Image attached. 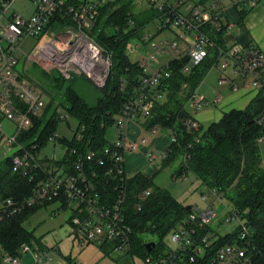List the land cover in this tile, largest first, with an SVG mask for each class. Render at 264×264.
<instances>
[{"label":"built area","instance_id":"obj_1","mask_svg":"<svg viewBox=\"0 0 264 264\" xmlns=\"http://www.w3.org/2000/svg\"><path fill=\"white\" fill-rule=\"evenodd\" d=\"M29 1L33 6L32 12L23 16L12 8L15 0H0V143L12 150L8 156L12 171L33 182L34 189L20 203L10 199L0 203V220L4 215L13 216L31 206L55 204L70 211L71 233L79 247L90 243L102 247L110 243L113 252L138 257L143 264H264V244L253 241L246 222L233 211L228 219H236L237 226L234 231L225 234L228 235L227 242L216 245L219 237L225 235L217 234L210 225L214 216L211 205L192 208L183 223L167 235L169 244L164 243V252L143 257L132 255L133 231L125 219L127 178L123 165L125 152L136 146L127 140L126 123L150 116L154 102L160 100L163 94V82L170 77L168 63L152 67L157 62V53L168 52L173 59L186 57L184 71L200 65L211 56L212 67L219 70V80L228 82L232 91L240 88L258 91L264 90V51L252 45L224 47L220 44L218 34L226 30V25L221 12L213 6L203 9L198 0H174V4L168 0H147L148 5L159 13L156 18L158 30L172 26L178 28L182 39L186 34L190 36L183 55L179 54L176 42H149L154 52L138 62L144 75L113 124L107 128L112 130L113 136L111 139L106 137L108 143L100 150H92L87 145L66 147L65 154L59 159H42L36 138L29 143L31 150L20 146L23 135L32 129L34 119L47 102V98L17 71L22 43L29 37L37 38L27 55L31 62L54 69L61 77H71L72 73L82 75L102 88L112 66V56L94 43L86 32L93 24L95 10L109 0H80L78 6L68 7L66 12L64 0ZM246 1L251 6L258 3V0ZM63 15L69 16L73 24L71 28L64 32L51 31V26L58 20L55 18L60 20ZM150 38V33L143 36L147 41ZM127 47L128 52H135L137 44ZM159 86H162L161 89ZM189 100L195 109L208 104L196 91ZM58 116L62 121L68 119L67 114ZM3 121L10 124L9 130H4ZM66 124L69 125L67 121ZM182 124L193 132L200 129L192 117L183 118ZM86 130L85 125L77 123L70 131L71 136L60 137L54 132L48 142L57 141L61 148L63 146L58 139L62 138L68 141L74 139L81 144ZM166 154V151L150 150L145 155L153 160L165 159ZM105 180L113 182L114 197L100 193V185ZM149 193L147 189L142 190L138 197L144 199ZM208 193L221 201V194L215 191ZM208 196L202 194V200H207ZM19 252V257L2 256L1 264H22L21 255L26 253L32 257L30 264H47L50 260L47 256L49 251L40 250L37 246L22 244Z\"/></svg>","mask_w":264,"mask_h":264},{"label":"trees","instance_id":"obj_2","mask_svg":"<svg viewBox=\"0 0 264 264\" xmlns=\"http://www.w3.org/2000/svg\"><path fill=\"white\" fill-rule=\"evenodd\" d=\"M67 1L72 2L70 4H74L75 7L80 2V0ZM200 3L205 4L204 0H200ZM132 6L131 0L107 1L95 10L96 21L86 32L90 39L105 48L112 56V66L107 81L100 90L101 95L96 103L87 104L71 85L61 91L59 76L60 80H56L59 85L53 84L54 92L49 94L44 107L43 116L47 113L48 118L44 122L43 117L34 119L32 129L24 134L22 139L36 137L37 150L44 147L51 134L56 132L58 123L62 121L57 113L58 109L62 108L65 114L76 119L78 124L85 125L87 130L81 144L74 139L68 141L64 138L58 139V142L68 148L87 145L92 150H100L108 143L106 129L113 124L115 117L130 99L140 77L144 75L139 63L130 61L125 52L126 44L136 34L139 36V32L148 21L147 19L142 21L141 16L133 12ZM146 11L153 19L159 16L156 8L151 6ZM63 20L65 19H61V22L65 23ZM211 61L212 57L208 56L200 65L190 69L188 76L184 75L182 70L187 64L186 57L169 62L170 77L163 82L164 88H162L168 101L165 103L155 101L150 116L141 119L174 129L175 141L170 143L163 165L171 163L176 155L181 154L183 158L180 164L181 173L179 176L176 174L175 177L191 173L200 187L208 192L215 191L228 199L231 210L237 213L249 227L253 241L263 245L264 120L259 123L257 120L261 114H264V93L258 95L259 98L245 110L232 109L224 113L206 130H202L200 126L199 131L193 132L182 124V119L188 115L182 111L181 103L177 99L182 91L181 86L185 82L187 88L191 89L190 92L193 91L203 76L201 68H209ZM195 138L198 139L197 142ZM29 145L26 143L27 149L31 150ZM112 186L111 180L102 181L100 193L106 197H114ZM126 186L125 219L133 231L130 253L143 257L147 254L164 252L165 237L183 223L193 207L173 198L166 189L156 186L150 179L140 175L133 180H127ZM33 189V182L28 181L22 174L12 171L9 157L0 161V203L7 199L20 203L31 195ZM145 189L150 193L144 199H140L138 194ZM47 205L49 204L31 206L13 216H2L0 259L5 255L19 257L22 244L37 246L40 250L50 252L33 232L23 226L33 213ZM143 234L156 237L149 250L145 244L151 241H146ZM227 236H220L216 245L227 242ZM107 244L111 250V244L105 245ZM65 264L71 262L66 260Z\"/></svg>","mask_w":264,"mask_h":264},{"label":"rangeland","instance_id":"obj_3","mask_svg":"<svg viewBox=\"0 0 264 264\" xmlns=\"http://www.w3.org/2000/svg\"><path fill=\"white\" fill-rule=\"evenodd\" d=\"M70 3L72 2H68L67 0H64V12H66V9L68 7L74 6V4H70ZM26 6L27 4L25 3L24 0H15V2L12 4V8L15 11L21 12L23 14H27V12H23V9ZM144 6L145 5H142L141 10L145 8ZM132 7L134 12L138 11L137 8H139L140 10V7L138 5ZM143 14L148 15L146 11ZM63 18L65 19L63 20L65 21V23L61 22V19ZM96 18L97 16L96 14H94V19L92 21L93 23L96 21ZM61 19L60 20L58 19L57 22L53 23V25L51 26L52 27L51 31L64 32L68 27L73 25L68 15H63ZM153 31L155 32V36L152 38L153 41L157 42L161 39L166 38L171 41L169 42L170 44H172V41L175 40L176 42H178L174 32L171 29L167 28V29H163V31L157 32L156 22H152L147 26L145 31H140L139 36L135 35L126 44L125 52L126 54H128L130 61L138 62L142 57L146 56V51H149L150 49L148 42L145 41V39L142 41L141 36L144 35L145 33L148 32L151 33ZM36 41L37 38L29 37L25 39L24 42L22 43L21 46L22 52L20 57H18L19 64L17 66V71L21 73L22 76L28 82H30L34 87H36L40 93H42L46 98H48L49 94L54 92L53 84L55 85L57 81L60 80L59 79L60 75L56 70L44 68L43 66L35 64L34 62H31L28 59L27 55L30 53ZM93 42L96 43L95 41ZM145 42L147 43L144 45V47H139L138 50L136 47L135 52L134 51L128 52L127 45L129 44L131 45L134 43L135 44L139 43V45H142V43ZM103 49L106 50L105 48ZM169 58L170 55H164L162 58H160L161 64L166 60H168ZM211 65L212 62L210 66ZM207 70L208 67H202L201 68V71L203 73L202 75H204V73H206ZM71 75H72L71 77L60 76L61 80L59 83L62 86L61 91L65 87L71 85L73 89L76 90L78 94L83 97V99L87 102V104L94 105L98 97H100L101 95L100 90L102 88L97 87L82 75H76L73 73ZM218 76H219V70L217 68H212L197 86L199 96L205 97V100L207 99L208 102L210 103L196 110L193 109L188 104V110L192 115V116L189 115L188 117H192L193 119H195L198 125L201 126L202 130H206V128L211 123L217 122L221 118V116L224 113L228 112L231 108L235 109V108L244 107L241 110H245L251 103H254L259 98L258 95L264 93V90L256 91V90L246 89L251 91H249L248 93L245 92L244 93L245 95H243L244 97H240V94L242 93H237V94L233 93L234 96L237 95L239 96L236 97L235 100H233L232 102L228 103V101L223 97L226 95L224 92V94H221L222 100L217 102L215 100L218 95V92L216 91L217 89L216 81ZM59 83L57 84L59 85ZM187 90H191V89L187 88ZM43 113H44V109L38 113L37 118L43 117V122H44L49 115H47L46 113L43 116ZM60 114L62 115L65 114V112L62 111V108L58 109V115ZM67 118L68 119L66 121L69 123V125L66 124V121H61L58 123L56 133L60 137L71 136L70 131L78 123L76 119L72 118L70 115H68ZM263 120H264V114H261L257 122L259 123L262 122ZM2 123L4 130H9L11 128L8 122L3 121ZM39 127L38 130L40 129ZM106 130H107L106 133L108 134V138L111 139L112 130L111 129H106ZM165 134L166 137L170 136L169 133L168 134L165 133ZM33 140L34 137L28 139L24 138L21 140L20 146L23 149H27L26 143H28L29 145V143L32 142ZM23 142L26 143L24 144ZM61 146H63V148H61L58 145L57 141L50 143L48 142L44 147L39 149L40 158L42 159L49 158V156H52L54 158L61 157L63 154H65L64 150L66 148V146H64L62 143ZM129 152L130 151H128V153ZM11 153H12L11 149L10 150L7 149L5 146H3L0 143V161L3 160L5 157L10 156ZM262 156H263L262 167L264 169V147L262 148ZM182 159L183 158L181 154L180 156L176 155V157L172 160V164L170 166L160 167L159 171L153 174L154 183L157 186L166 189L173 198L177 199L178 201L182 202L185 205L192 206L193 208L197 206L204 207L206 205H211L212 210L214 211V216L210 220V225L214 228L217 234L225 235L227 233L234 231L237 226V220L234 218L228 219L232 215L231 204L228 201V199L222 197L221 201L215 200L214 196H212L210 193H208V191H206L204 188L198 185L196 179L191 173H186L180 177H175L178 169L180 168ZM203 193L209 195L208 199L205 201L202 200ZM38 213H44L47 214V216L46 217L42 216V218H38L37 215L31 217L26 222L25 227L28 230L34 231L35 235L41 236L42 244L45 245L47 248L55 249L54 251L48 252L47 256L50 258V260L47 264H65L66 260H69L71 264H143V262L138 257L132 258L128 254H123L122 252H113L112 250H110L108 244L105 245L103 248H100L98 245L92 243L79 247L75 242L73 235L71 234L73 228L69 226L66 222L67 218L70 215L69 210H64V211L60 210L55 217H50V215H48L49 211L44 209L39 210ZM142 236L146 241H151V242L156 241V237L151 236L150 234L148 235L143 234ZM168 241H169V236H166L164 239V243L167 242L168 245L169 244ZM23 257L26 258L22 260L21 262L22 264L31 263L32 257L30 253L22 254V258ZM29 257L31 258V260Z\"/></svg>","mask_w":264,"mask_h":264},{"label":"crops","instance_id":"obj_4","mask_svg":"<svg viewBox=\"0 0 264 264\" xmlns=\"http://www.w3.org/2000/svg\"><path fill=\"white\" fill-rule=\"evenodd\" d=\"M24 1L27 4V6L23 9V12H27V14L22 13V15L23 16H29L32 12V9H33L32 3L29 0H24ZM198 1H199V4H201L200 0H198ZM131 2H132L133 6L138 5L140 7V10H139V8H137L138 11H136V12L133 11V12L140 15L141 16L140 19L142 21H146V19L148 20L145 23V25L143 26V29L141 30V31H145V29L147 28V26L149 24H151L152 22H156V18L153 19L151 17V15L143 14L146 10H148V8H150V6L147 3V0H131ZM168 2L171 4H174V0H168ZM204 3L205 4H201V8L208 9V8L213 6L216 11H219L222 14V20L226 25V30L223 29L222 33L218 34V36L220 38L219 39L220 44H222L224 47L232 46L235 44L252 45V46L258 48L259 50L264 51V0H258V3L254 6H251L249 4V2L246 0H204ZM142 5H145L144 6L145 8L141 10ZM167 28L171 29L174 32L178 42H176V40H175V41H172V43H175V42L177 43V47L179 48V54L183 55V52L186 50V47H187L188 42L190 40V36L188 34H186L184 39H182L178 35V28L172 27V26L167 27ZM167 28H164V29H167ZM156 31L157 32L163 31V29L158 30L157 26H156ZM148 33H150V32H148ZM150 34H151V38H150L151 41L145 40L148 42L149 49H150L149 51H146V55L148 53L154 52V49L151 47L150 43H152V42L158 43L160 41L171 42L170 40H168L166 38L161 39L157 42L153 41L152 38L155 36V32L153 31ZM143 36L144 35L141 36L142 41L144 40ZM147 42L142 43V45H139V43H136L137 44V50L139 47H144V45ZM164 55H170V58L161 64L160 58H162ZM183 57L184 56H182L181 58H183ZM156 60H157V62L155 63L154 66H152L153 68H157L158 66L159 67L162 66L164 63L171 62L173 60V56L168 52L167 53H157ZM138 62H140V61H138ZM186 66H187V64L184 66V68H186ZM184 68L182 69L184 72L183 74L188 76L190 73V68L186 71H184ZM212 68H214V67H212V65H211V67L209 66L207 72L204 73V75L201 77L200 81L198 82V84H196L193 91L190 92V90H187V84L185 82L181 86L182 91L180 92V95L177 96V99L181 103L180 105H181L182 111L184 113H186L188 116L189 115L192 116L188 110V104L193 109H195L192 106V104L189 100V97L195 91L199 95L198 90H197V86L199 85V83L203 80L205 75ZM219 76H220V74H219ZM219 76H218L217 81H216V86H217L216 91L218 92V95H217L215 101H217V102L222 100L221 94H224V92L226 95L223 97L228 101V103H230L233 100H235L236 97L239 96V95L234 96V94L242 93V94H240V97H244L243 95H245L244 94L245 92L248 93L249 91H251V90H246L245 88H240L237 91H232L229 83L228 82H221L219 80V78H220ZM225 83H228V84H225ZM202 98L205 99V97H202ZM158 101L165 103L168 101V98H167V96L162 94L160 100H158ZM206 101L208 102L207 99H206ZM208 103H210V102H208ZM243 108H235V109L241 110ZM231 109H234V108H231ZM145 120L146 119L138 118L137 120L127 122L125 127H124L127 140L134 142L136 144V146L134 149L128 150V151H130L129 153H128V151L125 152L123 165H124V171H125V176H126L127 180H133L135 177L140 175V176H143L147 179H150L154 183V175L153 174L158 172L160 167L170 166L172 164V162L167 164V165H163L164 159L155 158L153 160H149L145 154L147 152H149L150 150H155L159 153L167 151L170 143L172 142V138L174 136V134H173L174 129L171 127H165L159 123L152 124L151 121H147V120L145 121ZM159 129H161V130H159ZM165 133H167V134L169 133L170 136L166 137ZM106 137L108 138L107 133H106ZM49 158L59 159L60 157L54 158L52 156H49ZM160 164H161V166H160ZM160 188H162V187H160ZM42 209L48 210L49 211L48 215H50V217H55L60 210L61 211L67 210L65 208L58 207L55 204H49L46 207L40 208L39 210H42ZM39 210H37L35 213H33L23 223V226L26 230H28V229L25 227V224L31 217H34L36 215L38 218H42V216H44V217L47 216V214L38 213ZM66 222L70 226L69 217L67 218ZM28 231H31L34 234V231H32V230H28ZM34 236L36 238H39L40 240H42L41 236H37L35 234H34ZM41 243H42V241H41ZM43 246L45 248H47L45 245H43ZM49 250L54 251L55 249L52 248ZM24 258H26V257L22 258V255H21V262ZM30 260H31V258H30ZM0 264H1V259H0Z\"/></svg>","mask_w":264,"mask_h":264},{"label":"water","instance_id":"obj_5","mask_svg":"<svg viewBox=\"0 0 264 264\" xmlns=\"http://www.w3.org/2000/svg\"><path fill=\"white\" fill-rule=\"evenodd\" d=\"M180 173H181V168L178 169L177 175H180ZM188 209H189V207H188ZM150 245H153V243L152 242L146 243L145 247L149 250Z\"/></svg>","mask_w":264,"mask_h":264}]
</instances>
